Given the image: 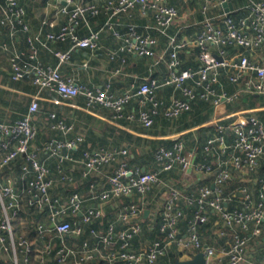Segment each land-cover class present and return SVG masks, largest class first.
<instances>
[{"label": "crops", "instance_id": "obj_1", "mask_svg": "<svg viewBox=\"0 0 264 264\" xmlns=\"http://www.w3.org/2000/svg\"><path fill=\"white\" fill-rule=\"evenodd\" d=\"M19 1L26 11L30 35L42 32L43 39L48 43L47 47L39 45V60L44 65L59 66L66 79H75L92 87L111 82L112 90L117 95H122L137 89L146 79L161 80L169 73L170 39L149 28L153 25V20L150 16L143 15L140 4L123 9L116 14L114 10L107 11L106 7L112 5L113 9L121 8L122 0H74L76 4L83 1L98 7L99 12L95 15L90 13L76 29L80 37H88L91 31H101L100 47L96 50L75 49L71 52V58L60 64L55 53L71 51L72 42L47 41V34L59 32L66 24L67 16L62 15L60 9L67 3L60 0ZM167 1L176 6L179 11V17L170 34L176 35L181 28L183 31L178 36L179 41L188 42L180 54L181 69H198L201 65L200 50L194 45V40L203 30L205 15L202 7L206 0ZM260 1L264 2V0ZM230 2L233 4L232 16L240 22L246 16V11L240 9L246 5L247 0H230ZM220 11L219 9L210 10L212 14ZM1 18L0 11V20ZM110 22L122 36L127 34L130 25L138 26L141 33L151 34L158 41L155 55L142 57L120 52L116 58H112L111 54L118 51L124 41L122 36L116 35L109 29L107 24ZM28 36L29 34L24 32L13 36L10 29L0 22V42L7 46L6 49L0 47V122L12 123L24 117L28 114L33 99L39 98L40 109L33 116V122L38 131L33 148L37 150L38 159L49 169L50 177L56 180L51 189L52 196L66 204H69L73 195H78L83 200L80 211L69 212L65 216L72 225L81 227L83 233L62 236L56 232L52 213L48 208L39 206L37 199L26 192L30 176L23 173V166L27 164V159L25 155H21L0 173V185L14 187L17 193L15 197L6 198L7 203L15 202L20 208L14 223L15 236L28 240L32 246L29 253L27 251L18 253L19 263L43 264L44 255L41 257V253L47 246L51 245L58 250L66 245L71 253L64 263L59 262L55 252L49 255L50 258L45 256L44 264H76L81 258V252L85 249L90 251L91 258L84 264H107L105 257L108 250L101 246V238L108 232L109 225L114 224L118 232L129 227L120 219V214L123 211V205L132 203L138 204L143 210L139 219L143 229L134 238L132 250L147 251L155 240L164 237L161 231L162 212L172 189H178L182 193L178 201V208L182 211L179 229L184 236L188 235L190 221L199 209L195 197L203 187H209L211 191L215 190V175L192 172L191 175L186 176L179 166L172 171L161 172L162 167L157 159L159 149L172 148L175 140L180 139L185 144V154L194 166L202 164H210L216 168L225 166L235 153L234 128L245 126L249 118L253 116L264 123V94L243 92L241 87L230 82L228 72L223 70L221 80L225 88L230 92H240V97L235 103L215 107L208 101L196 99L192 109L181 117L169 118L161 113L155 117L153 126L146 128L140 121L127 119V115L140 110L137 101H133L128 106L124 118L116 120L112 109L102 105L88 107L87 100L83 96L65 101L57 91L40 90L34 84L33 74L27 75L21 81H14L11 78L12 58L20 53L27 59L31 51ZM213 50L215 53L220 51L219 48L214 47ZM252 52L251 56L264 66V49L259 48ZM158 97L168 103L176 98H184L182 92L173 86L160 89ZM52 114L56 115V118L53 119ZM58 121L72 125L74 130L66 133L55 128ZM220 125L228 127V132L225 134L227 149L223 151L216 145L208 151L207 143L210 139L219 137ZM77 137L83 138L79 146L72 150H64L65 153L73 156V161L62 163L59 158L52 157L44 150L45 145L53 139L66 141ZM114 148L129 150V156L126 159L130 169H138L141 172H160L162 183L144 196L137 194L133 197H115L102 205L99 199L92 197L91 188L94 186L101 191L109 189V177L115 173L119 164L107 165L100 172L91 171L85 166V153ZM5 154L6 152L0 148V160ZM228 167L232 176L224 185V192L228 196L227 208L231 210L257 208L262 201L261 193L264 192V156L254 170L239 171L230 164ZM245 189L250 198L246 197ZM92 208L102 209V216L93 219L90 223H84V215L88 209ZM1 209L0 204V212ZM207 215L209 221L199 225V233L204 246L216 250L215 256L207 258L208 264H229L227 251L234 239V230L223 229V221L213 209H209ZM41 224L47 228L46 233L42 235L38 232V226ZM235 230L249 239L246 259L241 264H264V222L261 226L251 224L248 231L241 227H236ZM257 230L258 234L255 233ZM85 244L88 246L86 247ZM119 246L120 244L116 243L113 246L114 250H118ZM200 252L196 249H188L186 254H182L178 248L173 247L161 263L173 264L174 258L182 261L190 260ZM13 258L14 251L10 248L0 262L14 264Z\"/></svg>", "mask_w": 264, "mask_h": 264}, {"label": "built area", "instance_id": "obj_2", "mask_svg": "<svg viewBox=\"0 0 264 264\" xmlns=\"http://www.w3.org/2000/svg\"><path fill=\"white\" fill-rule=\"evenodd\" d=\"M60 1L67 3L66 6L61 7L60 13L66 15L68 20L59 32L48 33L47 41L72 42L71 51L55 53L61 64L71 58V52L75 49H99L101 31H91L88 37H80L76 29L90 13L95 15L99 12L96 5L83 1L80 4H76L74 0ZM227 3H230V0H206L202 7V12L205 15L203 30L194 40V45L200 50L201 65L198 69H181L180 54L188 42L179 41L178 36L183 31L181 28L176 35L170 34L179 17L176 6L168 3L167 0H122L121 8L117 9L108 5L106 10H114V13L117 14L123 9L140 4L143 15L150 16L153 20V25L149 28L170 39L168 50L171 59L168 75L161 80L146 79L137 89L117 95L112 90L111 82L102 86H88L75 79H66L59 66L44 65L39 60V45L48 46V43L43 39V33L30 35L26 11L19 0H0L1 24L8 27L13 36L20 32L29 34L30 54L27 59L20 53L13 56L11 78L14 81H21L27 75L33 74L34 84L40 90L57 91L65 101L83 96L87 100L88 107L102 105L112 109L116 120L124 118L128 106L133 101H137L140 110L127 115V119L140 121L146 128L152 127L155 117L161 113L169 118L181 117L192 109V104L196 99L208 101L215 107L235 103L240 97V92H230L225 88L221 80L223 70L228 72L230 82L241 87L243 92L264 94V66L251 56L252 51L259 48L264 49V2L247 0L246 5L240 9L246 11V16L240 22H237L232 16V11L225 10L224 7ZM211 9L221 11L212 14ZM107 25L116 35L122 36L114 29L113 23L110 22ZM128 30L127 34L122 36L124 42L120 49L111 54L112 58H116L120 52L153 57L158 43L157 39L149 33H141L136 25H130ZM0 47L7 48L1 42ZM213 47L219 48L220 51L215 53ZM237 49L239 51H236ZM170 86L179 89L184 98H176L168 103L158 97L160 89ZM39 109V98L35 97L27 115L12 123L0 122V148L6 152L0 160V173L21 155H25L27 164L23 166V173L30 176L27 181V194L37 199L39 206L49 209L52 213L55 230L59 235H79L83 233V229L72 225L65 219V216L69 212L80 211L83 200L80 196L73 195L69 204H66L52 196L51 189L56 180L50 177L49 169L38 159L37 150L33 148L38 134L33 116ZM51 117L54 119L56 115L52 114ZM55 128L66 133L74 130L72 125H67L64 121H58ZM219 132L220 135L217 139L208 141L206 146L208 151L216 145L223 151L227 149L225 134L228 132V127L220 125ZM234 133L235 153L225 166L222 165L219 168L210 164L194 166L185 154V144L180 139L175 140L172 148L162 147L159 149L157 159L162 167L161 172H169L179 166L186 176L191 175L192 172L213 173L215 175V190L211 191L209 187H203L199 191L195 197L199 209L190 221L188 235L184 236L179 229L182 211L178 208V201L182 193L178 189H172L162 212L161 231L164 237L155 240L147 251L141 252L133 251L132 244L134 238L143 229L139 220L143 210L136 203L123 205L120 219L129 227L118 232L114 224L109 225L108 232L102 236L100 241L103 249L108 250L105 257L107 264H163L161 260L172 251L173 247L178 248L182 254H186L188 249H196L204 252L207 258L215 256L216 250L212 247H205L199 233V225L209 221L207 215L209 209L218 213L223 221V229L234 230V239L227 251L230 259L229 264H241L246 259L249 239L239 234L235 228L241 227L248 231L253 223L257 226L262 225L264 222V192L261 193L262 201L257 208L246 207L245 209L231 210L226 206L228 196L224 192V185L232 176L229 164L236 170L250 171L256 168L264 156V123L253 116L249 118L245 126H236ZM82 141V137L66 141L53 139L45 145L44 150L52 157L59 158L62 163L73 161V156L70 153H65L64 150L77 148ZM128 156L129 150L117 148L85 153V166L91 171L100 172L107 165L119 164L115 173L109 177V189L101 191L94 186L91 188L92 197L99 199L102 205L115 197H133L137 194L144 196L162 183L160 172H141L138 169H130L126 159ZM121 159L124 160L120 161ZM244 191L246 197L250 198L246 189ZM16 195L14 187L0 185V204L2 206L0 212V259H3L5 253L11 248L14 251V264H20L18 253L24 251L29 253L32 246L28 240L15 236L14 223L20 208L15 202L7 203L6 198ZM102 214L103 210L100 208L88 209L83 221L90 223L93 219L101 217ZM46 230L45 225L38 226L40 235L46 233ZM255 233L258 234L259 231L257 230ZM116 243L120 244L118 250L113 248ZM85 246L88 245L85 244ZM55 252L59 262L64 263L71 250L66 245L58 250H55L51 245L47 246L41 253V257L44 255L42 263L44 264L46 260L45 256L50 258L49 255ZM80 257L76 264H84L89 260L91 258L90 251L83 250Z\"/></svg>", "mask_w": 264, "mask_h": 264}, {"label": "water", "instance_id": "obj_3", "mask_svg": "<svg viewBox=\"0 0 264 264\" xmlns=\"http://www.w3.org/2000/svg\"><path fill=\"white\" fill-rule=\"evenodd\" d=\"M225 7L227 8V11L233 10V4L227 3L225 4ZM174 264H208L207 257L205 256L204 252H200L197 255H195L190 260H178Z\"/></svg>", "mask_w": 264, "mask_h": 264}, {"label": "trees", "instance_id": "obj_4", "mask_svg": "<svg viewBox=\"0 0 264 264\" xmlns=\"http://www.w3.org/2000/svg\"><path fill=\"white\" fill-rule=\"evenodd\" d=\"M177 261H178V258H174L173 261H172V263L174 264Z\"/></svg>", "mask_w": 264, "mask_h": 264}]
</instances>
